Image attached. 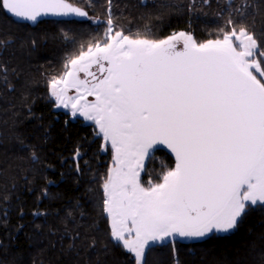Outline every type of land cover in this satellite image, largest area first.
I'll list each match as a JSON object with an SVG mask.
<instances>
[{
	"label": "snow or ice",
	"instance_id": "snow-or-ice-1",
	"mask_svg": "<svg viewBox=\"0 0 264 264\" xmlns=\"http://www.w3.org/2000/svg\"><path fill=\"white\" fill-rule=\"evenodd\" d=\"M0 8L31 21L87 15L66 0H0ZM257 47L242 26L197 43L184 32L166 39L125 34L109 18L104 39L50 82L57 106L70 103L73 116L93 121L114 150L105 212L112 237L136 264H146L150 241L228 232L247 208L264 205V71ZM80 72L95 82L89 86ZM71 88L76 97L67 96ZM156 145L175 154V167L145 187L142 160Z\"/></svg>",
	"mask_w": 264,
	"mask_h": 264
},
{
	"label": "trees",
	"instance_id": "trees-1",
	"mask_svg": "<svg viewBox=\"0 0 264 264\" xmlns=\"http://www.w3.org/2000/svg\"><path fill=\"white\" fill-rule=\"evenodd\" d=\"M66 1L88 20L29 28L0 8V264H135L112 238L104 211L109 149L93 126L56 109L50 82L101 41L109 18L125 34L166 39L188 32L196 42L242 26L264 52V0ZM173 167L174 159L156 149L141 183L161 182ZM146 252V264H264V205L247 208L226 235Z\"/></svg>",
	"mask_w": 264,
	"mask_h": 264
},
{
	"label": "rangeland",
	"instance_id": "rangeland-1",
	"mask_svg": "<svg viewBox=\"0 0 264 264\" xmlns=\"http://www.w3.org/2000/svg\"><path fill=\"white\" fill-rule=\"evenodd\" d=\"M89 22H90L92 25H94V26H98V25H101L103 21L100 20V19H96V18H94V17L89 16ZM105 26H106V28H104V30L102 31L101 41L104 39V37H105V35H106V33H107L108 23H105ZM179 33H181V32L173 33L172 35H174V34H179ZM184 33H185V34H188V35H191V34L188 33V32H184ZM172 35H171V36H172ZM255 38H256V37H255ZM255 38H254V39H255ZM180 42H183V38H181ZM206 42H208V41L197 42V43H206ZM255 51H256V53H257V55H256L255 58H256V60L261 64V58H260L261 56L259 55V51H258V49H256ZM261 70H262V66H261ZM253 71H254V70H253ZM262 71H263V70H262ZM254 74L257 75L258 78H260V77H259V74L256 73L255 71H254ZM78 75H79V77L82 79L80 73H79ZM83 80H84V79H83ZM90 85H91V84H89V86H90ZM50 89H51V88H50ZM77 95H78V93H77V90H76L75 88H71V89H69L68 92H67V96H69V97H76ZM50 97L54 100V102H55V106H56V109H58V110H63V111H65V112H67L71 117L78 118V119H80L81 121H83L85 124H89V125L93 126V127L97 130L98 134L102 137V139H103V141H104L106 147L109 149L110 157H111V169H110V172H111L112 169L115 167V160H114L115 153H114V150H113L112 147H111L110 142L105 141L104 138H103V135L99 133V128L97 127V125H96L93 121H90V120L85 119V117L79 115V113H77L75 116H73V114H72L73 110H72V108H71L70 103H69V107H67V108L63 107L62 105H61V106H57V101H56L55 97H53V96L51 95V90H50ZM94 99H95V98H94L93 96H88V97H87V100H88V101H94ZM80 102H81V103H84L83 100H81ZM155 150H156V148H152V149H150L148 155L145 156L144 159L142 160V165H143V167H142V169H141V171H140V181H141V176H142L143 171H144V166H145L146 162L149 160V158L152 157V155H153V153H154ZM174 167H175V161H174ZM174 167H173V168H174ZM109 174H110V173H109ZM141 184H142V183H141ZM142 185H143V184H142ZM143 186H144V185H143ZM105 199H106V197H105ZM104 201H105V200H104ZM257 206H263V205H257ZM253 207H256V206H253ZM104 211H105V204H104ZM105 215H106L107 218H108V223H109V228H110V233H111V218L108 216V214H107L106 212H105ZM235 229H236V228H235ZM235 229L229 230L228 232H215V231H213V232L207 234V235L204 236V237H181V236H179V235H173V236H170V237L166 238L163 242H161V241L151 242V241H150L149 244H150V247H152V246H155V245H161V244L168 243V242H171V243H172V242H174V241L196 242V241H201V240H203V239H205V238H207V237H209V236H211V235H217V236L226 235V234H228V233L234 231ZM111 236H112V235H111ZM112 238H113V237H112ZM113 239H114V238H113ZM114 240H115V239H114ZM115 241H116V240H115ZM116 242H118V243L122 246V248L134 258V262H135V256H134V254L128 252L127 249H125V248L123 247V242H122V241H116ZM148 248H149V247H148ZM135 264H136V262H135ZM175 264H176V263H175Z\"/></svg>",
	"mask_w": 264,
	"mask_h": 264
},
{
	"label": "water",
	"instance_id": "water-1",
	"mask_svg": "<svg viewBox=\"0 0 264 264\" xmlns=\"http://www.w3.org/2000/svg\"><path fill=\"white\" fill-rule=\"evenodd\" d=\"M66 2H68V1H66ZM73 6L79 7V6L74 5V4H73ZM1 10H2L3 14L5 15V17L7 19H10L13 23L18 24V25H25V26H28L29 28H35L41 22H51L52 21V22L81 23V22H86L88 20V14L84 17H79V16H76L75 14H70L67 16H57V15L49 14V15H43V16L38 17L36 21H31V20H27V19L22 18V17H17L14 14L9 13L6 9L1 8ZM82 10H84V9H82ZM178 47L182 48L183 42H179ZM154 148L165 150L175 161V154L172 153V151L170 149H168L166 146L156 145ZM175 163H176V161H175Z\"/></svg>",
	"mask_w": 264,
	"mask_h": 264
},
{
	"label": "flooded vegetation",
	"instance_id": "flooded-vegetation-1",
	"mask_svg": "<svg viewBox=\"0 0 264 264\" xmlns=\"http://www.w3.org/2000/svg\"><path fill=\"white\" fill-rule=\"evenodd\" d=\"M90 71L97 72V75H99L98 69L95 65L92 66ZM80 75H81L82 79L89 81V84L95 82L91 76H86L83 72H80Z\"/></svg>",
	"mask_w": 264,
	"mask_h": 264
}]
</instances>
